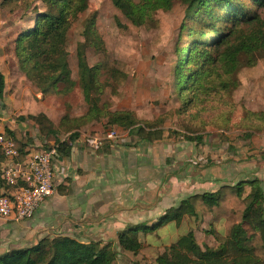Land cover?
I'll list each match as a JSON object with an SVG mask.
<instances>
[{
  "label": "trees",
  "instance_id": "1",
  "mask_svg": "<svg viewBox=\"0 0 264 264\" xmlns=\"http://www.w3.org/2000/svg\"><path fill=\"white\" fill-rule=\"evenodd\" d=\"M112 1L137 26L145 23L153 12L159 9L171 10L179 1L187 3L189 8L195 6L192 13L188 14L194 21L197 20L196 9L210 13L211 2H225L227 14L223 20L231 25L223 24L225 27L216 29L215 25L220 23L217 19L207 23L210 27L206 28L208 25L205 24V18L200 31L189 29L188 33L198 38L192 40L185 49L184 57L180 58L175 69L173 81L175 93L182 100L181 112L201 106L199 111L211 109L207 103L204 105L209 98L221 91H231L228 90L232 82L231 72L226 69V63L233 57V52L251 51L264 45V16L249 10L255 6L264 10V0H248L249 3L244 2L242 5H234L232 0ZM41 2L46 10L34 16V24L24 29L17 38L20 62L39 91L46 95L68 94L76 86L71 77L72 70L66 50L68 32L73 19L87 8V0ZM211 28L212 31L203 32ZM208 35L214 37L208 38ZM203 36L207 37L206 40H202ZM233 36L237 41L232 40ZM96 39L94 47L104 51L101 38L96 35ZM223 46L226 49L221 51ZM78 57L79 84L89 104L87 112L80 116L66 113L59 125L46 114H31L21 116L20 119L31 118L44 138L55 137L61 155L69 154L72 142L80 136L81 128L103 117H106L107 124H117L127 129L128 134L137 137L139 141L155 143L163 140L165 131L162 127L141 121L131 111H104L94 92L102 91L101 73L110 70L107 71L105 62L90 66L85 52L79 51ZM62 81L67 85L61 90L59 84ZM5 87L6 77L0 73V109L3 107ZM249 116L264 120V112H249ZM5 132L14 140L20 151V159L26 158L33 140L18 128H6ZM61 132L69 133L63 141L60 139ZM252 133L253 130H249L245 137L250 138ZM169 135L175 134L170 131ZM208 135L210 133H190L182 135L181 139L197 146ZM218 137L224 140L225 133L218 134ZM5 160L6 156L0 149V188L4 187L8 191L14 185L2 178L1 164ZM205 215H210L212 219L209 233L214 236L218 246L200 245L191 229L165 246L164 251L157 256V264H264V179L247 178L236 183L222 184L213 191L195 192L181 201L170 214L163 216L156 226L145 228L144 233L164 222L175 220L179 223L184 217L197 220ZM118 238L120 246L130 253L137 254L143 249L144 244L135 227L121 232ZM117 256L112 244L102 245L97 241L86 243L70 236H57L45 237L35 245L4 252L0 254V264H118Z\"/></svg>",
  "mask_w": 264,
  "mask_h": 264
},
{
  "label": "rangeland",
  "instance_id": "2",
  "mask_svg": "<svg viewBox=\"0 0 264 264\" xmlns=\"http://www.w3.org/2000/svg\"><path fill=\"white\" fill-rule=\"evenodd\" d=\"M232 2L234 5L249 3L248 0ZM217 4L218 1L211 2L210 13L196 9L197 20L194 21L188 14L192 13L195 6L189 8L187 3L179 1L171 10L159 9L153 12L145 23L137 26L112 0H87V8L71 23L66 45L72 70L71 77L76 86L68 94L46 95L39 91L26 75L16 48L17 38L24 29L34 24L33 17L40 11L44 12L46 7L41 0H0V73L5 74L7 78L6 102L3 101L2 109L19 121L22 120L21 116H29L46 109L56 115H59L62 109L67 110L70 115L79 116L86 113L89 104L79 84L78 52L81 51L85 52L90 66L105 62L107 71L110 70L108 73H101L102 91L94 92L104 111H131L141 121L156 124L167 134L173 131L178 137L209 132L214 133L219 140L217 135L224 132L225 139L222 144L227 149L238 147L253 135H264L263 118L249 116V112H264V45L251 51L233 52V57L226 63V69L231 72L230 80L233 82L229 83L228 90L231 91H221L209 98L204 105L207 103L211 109L199 111L201 106L192 107L186 112L180 111L182 100L175 93L173 81L175 69L180 58L184 57L185 49L192 40L198 38H193L188 33L189 29L200 31L205 18V24L218 19L220 23L215 25L216 29L225 27L223 24L231 25L223 20L227 14L225 2L222 1L218 6ZM249 10L264 16V10L260 7H251ZM209 24L206 28L210 27ZM210 30L212 31V28L203 32ZM96 35L101 38L104 51L94 47ZM210 36L207 37H214ZM207 37L203 36L202 40ZM232 40L237 41L235 36ZM224 48L223 46L221 51ZM66 85V82L62 81L59 88L62 90ZM92 123L94 126L104 124L107 132L102 136L115 130L121 138L128 137L127 129L117 124H107L106 117ZM88 125L81 128V131L92 134L91 131H86ZM33 126V123H29L23 128L31 130ZM249 130H253V135L247 138L245 134ZM94 133L93 135H97ZM206 148L211 147L204 144L200 150L204 158L219 156V148L207 151ZM210 218V215L197 220L189 217L188 231H194L200 245L217 247L218 242L209 233L212 222ZM166 231L167 229H164L159 232L160 240L165 239ZM154 236L155 233H152L148 238Z\"/></svg>",
  "mask_w": 264,
  "mask_h": 264
},
{
  "label": "crops",
  "instance_id": "3",
  "mask_svg": "<svg viewBox=\"0 0 264 264\" xmlns=\"http://www.w3.org/2000/svg\"><path fill=\"white\" fill-rule=\"evenodd\" d=\"M3 101L6 102V96ZM47 110L36 114L48 115L56 125L67 113L65 109L59 115ZM29 123L34 124L33 132L23 128ZM89 125L85 130L92 134L107 132L104 124ZM6 128H18L25 135L29 133L30 138L34 136L27 156L57 144L53 136L44 138L32 120H16L1 108L0 130L5 132ZM84 132L80 131L72 142L68 155L55 157V191L41 202L35 214L23 220L0 222V254L35 245L45 237L70 236L86 243L112 244L118 264H157V256L165 246L188 231L189 217L179 223L164 222L148 233H144L145 228L156 226L195 192L213 191L222 184L247 178L264 179V135H253L238 147L227 149L214 133L197 146L182 140V136L167 133L155 143L139 141L128 134L94 149L86 144ZM69 133L61 132V141ZM204 144L219 148V156L204 158L200 152ZM0 192L10 190L1 187ZM133 227L144 244L137 254L124 250L118 238L121 232ZM164 229L167 233L162 241L159 232ZM152 233L155 236L148 238Z\"/></svg>",
  "mask_w": 264,
  "mask_h": 264
},
{
  "label": "built area",
  "instance_id": "4",
  "mask_svg": "<svg viewBox=\"0 0 264 264\" xmlns=\"http://www.w3.org/2000/svg\"><path fill=\"white\" fill-rule=\"evenodd\" d=\"M83 138L94 149L121 139L115 130L105 136L83 133ZM0 149L6 156L1 165L2 178L14 185L9 193L0 192V222L31 218L41 202L55 191L53 161L59 154L58 146L37 150L21 160L12 137L0 130Z\"/></svg>",
  "mask_w": 264,
  "mask_h": 264
}]
</instances>
